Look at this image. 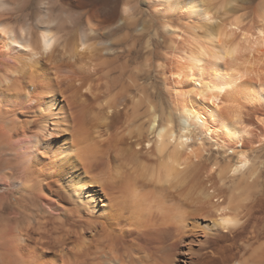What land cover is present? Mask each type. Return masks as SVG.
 I'll use <instances>...</instances> for the list:
<instances>
[{
    "label": "bare ground",
    "instance_id": "bare-ground-1",
    "mask_svg": "<svg viewBox=\"0 0 264 264\" xmlns=\"http://www.w3.org/2000/svg\"><path fill=\"white\" fill-rule=\"evenodd\" d=\"M148 2L186 12L161 23L171 110L127 74L132 23L110 8L0 0V264H264L244 109L264 101V0L247 17L232 0ZM197 125L220 155L188 143Z\"/></svg>",
    "mask_w": 264,
    "mask_h": 264
},
{
    "label": "rangeland",
    "instance_id": "rangeland-1",
    "mask_svg": "<svg viewBox=\"0 0 264 264\" xmlns=\"http://www.w3.org/2000/svg\"><path fill=\"white\" fill-rule=\"evenodd\" d=\"M91 4L90 5H102L106 8H110L113 11V16L116 20L119 21L120 24L127 23L130 29V23L133 30V41H132V59L130 62L129 73H133L137 76H141L142 80L141 85L147 87L151 95L157 94L158 98L160 99L163 106L166 108H170L171 110V102H170V95L166 89L164 77L166 74L163 73L164 68H160L157 66L158 63L165 66L166 62V55L169 51V46L173 44L175 40L174 35L170 31L164 30L162 27L163 22H167L172 26H177L179 29L183 28L182 23L185 22L186 12L185 10L181 9V11H174L170 14L161 15L155 10L152 9L151 4H149L148 0H88ZM204 1V2H203ZM261 0H232L231 6L236 7L235 9L237 15L248 16L255 12L257 4ZM206 0H201V7L205 8L207 3ZM221 0H212L211 3L213 5H219ZM129 4L133 10L132 18L129 21H124L119 19L121 14V9L119 6L123 4ZM217 7L213 8L211 12H214ZM182 12V13H181ZM185 15V16H184ZM71 18H75L78 16L77 11L70 13L69 15ZM185 17V18H184ZM205 21H201L199 23H204ZM132 30L130 29L131 33ZM179 32V31H178ZM75 34V33H74ZM72 35L71 38H76L77 35ZM181 35V32H179ZM177 39V38H176ZM181 38L179 37L178 40ZM93 53L95 51L92 50ZM90 59L83 60L82 62L78 63V67L87 69V66L90 64ZM100 65L95 67V70L88 74L93 76L94 84H97V87L104 89L103 85L104 82L98 80L99 77H102V73L100 72ZM84 71V70H83ZM105 74V71L103 72ZM95 74V75H94ZM98 78V79H97ZM255 107H264V101H262L257 106L246 105L245 115L250 117L252 122V133L249 138L252 140V143L249 145V158L250 163L249 167H245V171H250L255 169L258 174L264 175V131H263V124L261 117L264 119V114L255 116L256 114L252 115L253 109ZM175 115L177 116L178 113L176 112ZM260 116V117H259ZM258 118V119H257ZM182 126L188 124L189 120H184L181 118ZM262 120V119H261ZM200 122L201 120H197ZM197 128V130H196ZM192 129V135L195 139L188 140V143L191 146H197L198 143L203 142V145L200 144L201 148H204V153L207 154L211 151L217 153L221 150V147L217 144V142L207 135L201 133L198 130V125ZM196 142V143H195ZM194 143V144H192ZM199 146V145H198ZM220 155V154H216ZM222 155V154H221Z\"/></svg>",
    "mask_w": 264,
    "mask_h": 264
}]
</instances>
